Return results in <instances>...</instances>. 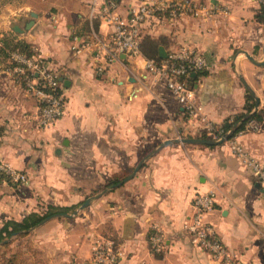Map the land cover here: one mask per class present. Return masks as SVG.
<instances>
[{
	"label": "crops",
	"instance_id": "crops-1",
	"mask_svg": "<svg viewBox=\"0 0 264 264\" xmlns=\"http://www.w3.org/2000/svg\"><path fill=\"white\" fill-rule=\"evenodd\" d=\"M108 1L49 0L47 12L23 8L12 22L5 4L0 162L28 180L0 177V227L50 205L81 206L106 191L76 215L53 218L27 236L35 241L38 264H89L98 240L107 239L115 243V264H223L195 246L186 230L197 195L213 192L216 204L206 220L217 238L240 262L264 264V188L232 149L239 144L249 159L264 162V22L256 17L264 0H191L194 12L155 14L140 28L139 54L106 62L98 43L113 29L102 16ZM112 1L128 16L145 0ZM31 12L37 17L26 29ZM18 42L61 73L64 113L48 127L39 124L38 99L14 78L10 55L20 51L13 48ZM160 47L167 57L189 49L205 58L206 68L190 77L208 123L223 125L247 102L263 118L251 121L256 130L217 145L168 144L115 187L164 141L206 135L205 123L191 119L165 81L146 68L145 51L154 56ZM241 76L259 99L257 109ZM152 236L161 237L158 248Z\"/></svg>",
	"mask_w": 264,
	"mask_h": 264
},
{
	"label": "built area",
	"instance_id": "built-area-1",
	"mask_svg": "<svg viewBox=\"0 0 264 264\" xmlns=\"http://www.w3.org/2000/svg\"><path fill=\"white\" fill-rule=\"evenodd\" d=\"M194 8L191 0H145L135 6L128 16H123L119 13L117 4L112 0L108 1L103 8L102 16L113 29L108 38L101 39L98 43L103 59L110 62L123 54L130 56L139 54L141 52L140 28L151 16L171 13V11L172 14L194 12ZM145 62L146 68L152 75L165 81L167 88L184 107L188 116L205 123L207 136L215 140L227 137L222 136L221 126L215 127L207 122L201 113V107L196 103L195 89L187 80L192 73L206 68L207 62L203 56L196 51L183 49L180 52L171 53L166 59L157 61L148 58ZM10 65L16 82L23 84L41 105L40 126L48 127L54 124L63 115L66 103L61 73L39 56H29L20 51L11 53ZM255 124L248 123L246 130H256ZM232 149L249 164L254 176L264 188V162L249 159L247 151L239 144L234 143ZM0 174L19 184L28 180L25 173L13 169L4 162H0ZM215 204L213 192L197 195L194 202L195 212L186 225L190 240L195 246L208 251L223 264H245L231 255L228 248L217 238L212 224L206 220L207 213L214 209ZM152 242L158 248L162 239L160 236H152ZM117 259L115 243L108 239L98 240L94 247L93 259L89 264H115Z\"/></svg>",
	"mask_w": 264,
	"mask_h": 264
},
{
	"label": "trees",
	"instance_id": "trees-1",
	"mask_svg": "<svg viewBox=\"0 0 264 264\" xmlns=\"http://www.w3.org/2000/svg\"><path fill=\"white\" fill-rule=\"evenodd\" d=\"M257 19L261 22H264V4L260 10V12L256 15ZM14 49L20 50L22 53H26L29 56H32L35 54L32 47L24 42H18L14 44ZM142 51V48H141ZM145 55L147 58L156 59L157 61L162 60L159 57V52L156 49L154 56L149 55V52L145 51ZM189 83L192 85L193 79L191 77L187 78ZM193 86V85H192ZM252 98L251 95L248 96V100L250 101ZM254 109V102H247V105L245 107V111L235 115L232 119L226 120L223 125H221V129L223 131L222 136H227V134L230 132L231 136L230 139L236 137L240 132L246 130V126L248 123H250L253 120L262 121V114L261 112H253L250 117L246 120H243L245 116L250 114ZM219 133V132H217ZM204 139H208L206 135L201 136ZM1 179H5L6 177L4 175L0 176ZM119 182V180H112L110 183L115 184ZM78 205H72L67 207H59V206H53L50 205L46 210L43 212H33L23 218L21 221L16 220H7L3 223V225L0 227V247L6 246L3 242L6 241V239L10 236H13L15 233H20L18 236H25L29 229L36 227L44 218L57 213V212H69L72 209H76ZM6 264H22V261H17V258L14 256V258H11L6 261Z\"/></svg>",
	"mask_w": 264,
	"mask_h": 264
},
{
	"label": "rangeland",
	"instance_id": "rangeland-1",
	"mask_svg": "<svg viewBox=\"0 0 264 264\" xmlns=\"http://www.w3.org/2000/svg\"><path fill=\"white\" fill-rule=\"evenodd\" d=\"M10 4L12 9L11 11H8L9 14H13L14 17L10 19V21L15 20V16H17L21 12L23 8H27L26 10H47L51 7L49 6V0H0V16L3 15L5 12L3 10L5 9V4ZM129 172H125L122 176H127ZM102 188H97L95 190V193L99 190H102ZM81 206L79 205L78 208L72 209L69 212H63L73 215L74 212L81 209ZM76 215V214H74ZM73 215V216H74ZM30 234H34V230L28 231V233L25 236H10L6 239L4 244L6 246L0 247V264H6V261L14 258V256L17 258V261H24L25 263L28 262L29 264H38L37 260L39 258V255L37 251L34 249V239H29L27 236Z\"/></svg>",
	"mask_w": 264,
	"mask_h": 264
},
{
	"label": "water",
	"instance_id": "water-1",
	"mask_svg": "<svg viewBox=\"0 0 264 264\" xmlns=\"http://www.w3.org/2000/svg\"><path fill=\"white\" fill-rule=\"evenodd\" d=\"M31 16L33 19L29 20L26 24V29L30 28L31 25L34 23V18L37 17V13L35 12H31ZM20 28L18 26H16L14 28V30L16 32H21V30H19ZM159 56L161 59H165L167 57V54L165 52V49L163 47H160L159 49ZM248 57L250 58V60H252L253 62H256L251 56L248 55ZM191 76H194L196 77V74L195 73H192ZM241 80L243 81V83L245 84V86L248 88V90L250 91V93L255 97V94L253 92V90L249 87V85L246 83L245 79L241 76ZM255 100H256V109L258 108V105H259V99L257 97H255ZM255 109V110H256ZM252 113L248 114L247 116H245V118L243 120H246L250 117ZM231 136V133L228 134L227 138H230ZM226 140V138L224 139H221V140H209V139H202V138H183V139H174V140H166L164 141L162 144H160V146L158 148H156L153 152H151L150 154H148L145 159L136 167L135 171L133 174H131L129 177H127L124 181H121L120 183H118L115 187L117 186H120L121 184H123L126 180L132 178L136 172L142 167V165L144 164V162L149 159L151 156H153V154H155L160 148L168 145V144H171V143H174V142H186V143H196V144H207V145H217L221 142H224ZM106 192V191H105ZM105 192H101L99 193L98 195H95V196H91L89 198H87V200L81 205V209H84L86 207H88L91 202L93 200H95L96 198H99L102 194H104ZM78 211L74 212V214H77ZM73 214V215H74ZM73 215L71 214H68V213H63V212H57V213H54L46 218H44L36 227H33L31 229H29V231H32L34 230L35 228L45 224L46 222H48L49 220L53 219V218H57V217H61V216H65V217H72ZM20 233H15L14 236H17L19 235ZM4 243V242H3Z\"/></svg>",
	"mask_w": 264,
	"mask_h": 264
}]
</instances>
